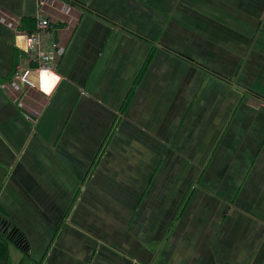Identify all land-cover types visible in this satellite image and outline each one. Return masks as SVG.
<instances>
[{"label":"crops","instance_id":"1","mask_svg":"<svg viewBox=\"0 0 264 264\" xmlns=\"http://www.w3.org/2000/svg\"><path fill=\"white\" fill-rule=\"evenodd\" d=\"M72 1L34 124L0 21V264H264V0Z\"/></svg>","mask_w":264,"mask_h":264},{"label":"built area","instance_id":"2","mask_svg":"<svg viewBox=\"0 0 264 264\" xmlns=\"http://www.w3.org/2000/svg\"><path fill=\"white\" fill-rule=\"evenodd\" d=\"M81 11L72 0H37L35 28L23 30L20 16L0 8V21L23 40L15 72L1 87L33 124L42 110L39 98L50 94L61 78L58 63L67 47L64 34L74 26L75 14ZM45 85H50L49 91Z\"/></svg>","mask_w":264,"mask_h":264},{"label":"rangeland","instance_id":"3","mask_svg":"<svg viewBox=\"0 0 264 264\" xmlns=\"http://www.w3.org/2000/svg\"><path fill=\"white\" fill-rule=\"evenodd\" d=\"M12 222V220L11 219H9L8 217H6L5 215H4V213L1 211V208H0V231H2V232H7V233H10L11 231V224H10V228L8 229V230H6L5 231V229H6V226L9 224V223H11ZM13 227H15V226H13ZM21 258V253H20V251H17L16 252V254H15V260H19Z\"/></svg>","mask_w":264,"mask_h":264},{"label":"trees","instance_id":"4","mask_svg":"<svg viewBox=\"0 0 264 264\" xmlns=\"http://www.w3.org/2000/svg\"><path fill=\"white\" fill-rule=\"evenodd\" d=\"M10 234H11L10 236H12V240L14 242H16L17 244L22 245L24 247L28 246L26 236L24 235V233L21 230H18L17 228H15V231H12ZM2 244H4V243H2ZM3 248H4V246H3Z\"/></svg>","mask_w":264,"mask_h":264},{"label":"water","instance_id":"5","mask_svg":"<svg viewBox=\"0 0 264 264\" xmlns=\"http://www.w3.org/2000/svg\"><path fill=\"white\" fill-rule=\"evenodd\" d=\"M9 228H10V223L6 226L5 231L8 230ZM10 231H11V232H12V231H15V227H11V230H10Z\"/></svg>","mask_w":264,"mask_h":264},{"label":"bare ground","instance_id":"6","mask_svg":"<svg viewBox=\"0 0 264 264\" xmlns=\"http://www.w3.org/2000/svg\"><path fill=\"white\" fill-rule=\"evenodd\" d=\"M44 78L47 80L48 79V76L46 74H44ZM46 89L49 91L50 89V85H45Z\"/></svg>","mask_w":264,"mask_h":264},{"label":"flooded vegetation","instance_id":"7","mask_svg":"<svg viewBox=\"0 0 264 264\" xmlns=\"http://www.w3.org/2000/svg\"><path fill=\"white\" fill-rule=\"evenodd\" d=\"M11 233V232H10Z\"/></svg>","mask_w":264,"mask_h":264}]
</instances>
